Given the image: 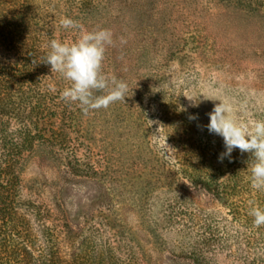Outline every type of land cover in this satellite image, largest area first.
Returning a JSON list of instances; mask_svg holds the SVG:
<instances>
[{
  "label": "rangeland",
  "instance_id": "rangeland-1",
  "mask_svg": "<svg viewBox=\"0 0 264 264\" xmlns=\"http://www.w3.org/2000/svg\"><path fill=\"white\" fill-rule=\"evenodd\" d=\"M52 1L34 6L48 11ZM54 1L60 42L82 31L113 33L102 72L128 92L88 113L63 101L71 111L65 123H38L46 138L14 167L17 211L28 212L37 237L34 255L70 260L111 250L129 264H197L191 244L214 234L210 264H264V226L248 214L264 204L244 196L223 205L182 175L172 132L191 124L197 141L223 139L206 127L220 102L239 122L264 119V0H94L95 11L71 0L79 28L67 29L60 23L67 5ZM47 84L62 92L69 82L53 72Z\"/></svg>",
  "mask_w": 264,
  "mask_h": 264
},
{
  "label": "trees",
  "instance_id": "trees-1",
  "mask_svg": "<svg viewBox=\"0 0 264 264\" xmlns=\"http://www.w3.org/2000/svg\"><path fill=\"white\" fill-rule=\"evenodd\" d=\"M35 1L0 0V264H78L81 258L85 262L92 261L93 257H97L99 264H129L121 256H114L111 250L77 254L70 260H64L54 251L34 255L31 246L37 237L33 234L31 219L27 211H17L19 187L14 167L37 140L46 138L38 123H65L71 116L67 108H60L61 88L54 92L48 87L47 81L53 72L50 65L42 63L50 51V41L58 40L55 21L60 1L53 0L48 11H41L40 5L35 7ZM65 4L69 18L73 3L64 0ZM76 4L84 11H95L98 7L94 0ZM13 123L19 124L14 128ZM185 125L183 129L180 126L172 129L174 143L186 162L180 158L179 172L202 185L223 205L232 207L230 200L244 196L264 204V192L250 186L249 154L234 149L231 157L221 162L219 156L225 151L223 139L208 137L197 141L192 137L196 129L191 124ZM241 204L246 206L247 200ZM194 215L191 211V216ZM216 238L212 234L203 245L191 244L188 252L197 264H210L207 254Z\"/></svg>",
  "mask_w": 264,
  "mask_h": 264
},
{
  "label": "clouds",
  "instance_id": "clouds-1",
  "mask_svg": "<svg viewBox=\"0 0 264 264\" xmlns=\"http://www.w3.org/2000/svg\"><path fill=\"white\" fill-rule=\"evenodd\" d=\"M60 23L66 29L79 28L78 23L70 18H63ZM112 43L113 33L103 28L82 31L79 38L71 43L56 39L50 41V51L42 63L50 65L51 72L59 73L69 82L60 93L63 101L78 103L84 113L107 109L117 101H125L127 83L115 77L109 78L102 72L106 47ZM187 98L194 102V106L198 102L193 97ZM208 115L207 130L222 137L224 142L225 151L220 154L219 160L222 162L224 158H230L234 149L248 153L250 186L264 192V119L239 122L231 106L223 102L217 104ZM190 119L196 117L191 116ZM248 214L253 218L254 226H264V209L252 204Z\"/></svg>",
  "mask_w": 264,
  "mask_h": 264
}]
</instances>
